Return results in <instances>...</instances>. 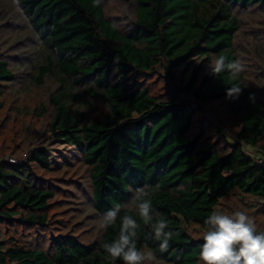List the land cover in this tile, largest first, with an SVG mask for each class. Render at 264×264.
Listing matches in <instances>:
<instances>
[{
  "label": "trees",
  "instance_id": "1",
  "mask_svg": "<svg viewBox=\"0 0 264 264\" xmlns=\"http://www.w3.org/2000/svg\"><path fill=\"white\" fill-rule=\"evenodd\" d=\"M14 1L36 37V81L55 84L48 138L80 156L75 165L87 184L80 192L91 230L77 231V223L69 229L74 232L46 230L64 189L37 174L47 173L51 161L48 149L31 144L16 158H0V224L48 237L35 244L20 243L14 233L0 238V264H112L102 244L118 228L98 230L94 221L145 185H159L154 213L178 233L161 253L142 226L138 248L146 244L142 250L156 256L154 263L197 264L203 221L229 197L264 222V0H119L127 6L120 28L104 16L109 0ZM241 12H248L247 21ZM220 54L245 63L235 102L224 98L234 83L226 72L205 75ZM193 58L199 63L183 88L164 87V98L150 94L152 76L162 71L164 86L172 81L168 68ZM14 78L0 57V84ZM94 102L104 106L97 115ZM207 108L212 114L202 117ZM124 214L138 220L132 207Z\"/></svg>",
  "mask_w": 264,
  "mask_h": 264
},
{
  "label": "rangeland",
  "instance_id": "2",
  "mask_svg": "<svg viewBox=\"0 0 264 264\" xmlns=\"http://www.w3.org/2000/svg\"><path fill=\"white\" fill-rule=\"evenodd\" d=\"M124 9L127 10V6L123 2L109 0L105 3L103 13L106 18L112 17L120 28L124 25L123 22L120 23ZM247 13H239V19L247 21L249 19ZM39 55L36 51V37L26 29L24 17L15 1L0 0V57L6 61L8 69L15 77L10 83L0 84V158H16L31 144H41L48 149L50 170L47 173L37 171V174H40L39 176L50 187L60 186L64 191L54 198L56 210L52 209V213L55 214H50L46 230L57 233L69 230L77 223L78 227L75 230L84 229L87 233L91 230L88 228L91 226V220L89 221L91 216L87 217L89 214V209L85 206L87 198L80 192L87 189V184L82 176L81 167L75 165L80 156L73 148L48 138L46 128L51 111L48 97L55 89V84L49 78H43L40 83L36 81V66L40 64ZM198 63L199 60L193 58L182 66L168 68L166 73L172 81L164 86H162L164 84L162 78L160 79L163 74L159 71L158 76H152L146 83L150 94L162 95L164 98V87L166 91L183 88ZM93 104L95 115L103 111L104 106H101L100 102ZM213 107L216 108L218 105L213 104ZM207 109L200 112L202 117H210L212 114V110ZM53 166L59 168L55 169ZM235 197L222 201L217 210L226 212L240 208L242 202ZM255 220L258 231L264 229L262 219L255 217ZM97 223L98 221H94L96 229L99 230ZM58 225L61 228H57ZM69 231L74 232L73 229ZM188 231L194 238H198L201 234L199 229L193 226L189 227ZM33 232L27 228L0 224V238H6L14 233L16 238H21L20 243L35 244L48 237L47 232H40V237ZM151 264L160 263L151 262Z\"/></svg>",
  "mask_w": 264,
  "mask_h": 264
},
{
  "label": "clouds",
  "instance_id": "3",
  "mask_svg": "<svg viewBox=\"0 0 264 264\" xmlns=\"http://www.w3.org/2000/svg\"><path fill=\"white\" fill-rule=\"evenodd\" d=\"M99 2L96 0L97 5ZM205 68V75L213 77L226 72L234 83L225 89L224 98L229 102L239 99L243 89L235 81L246 70L244 61H229L226 55L220 54L212 58ZM254 99V94H250L249 100L254 102ZM158 188L159 185L138 187L132 191L127 205L114 203L100 217L98 223L102 231L118 228L115 238L102 244L112 264L117 260L123 264H151L156 261L151 251L145 254L142 250L146 244L138 248V232L142 226L149 230L151 239L158 242L161 253L168 251L170 242L178 235L171 230L170 220L154 213L153 196ZM125 207H132L138 220L129 214L121 216ZM202 228L203 244L200 245L197 264H264V231H258L255 217L247 209L241 207L230 214L214 209L203 221Z\"/></svg>",
  "mask_w": 264,
  "mask_h": 264
},
{
  "label": "built area",
  "instance_id": "4",
  "mask_svg": "<svg viewBox=\"0 0 264 264\" xmlns=\"http://www.w3.org/2000/svg\"><path fill=\"white\" fill-rule=\"evenodd\" d=\"M10 161H12V159Z\"/></svg>",
  "mask_w": 264,
  "mask_h": 264
}]
</instances>
